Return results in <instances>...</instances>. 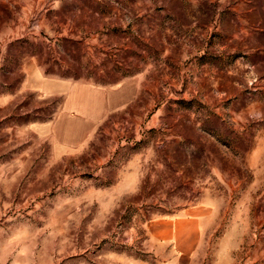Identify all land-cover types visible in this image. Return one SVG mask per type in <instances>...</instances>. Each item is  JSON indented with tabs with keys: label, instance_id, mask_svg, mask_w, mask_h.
Listing matches in <instances>:
<instances>
[{
	"label": "rangeland",
	"instance_id": "obj_1",
	"mask_svg": "<svg viewBox=\"0 0 264 264\" xmlns=\"http://www.w3.org/2000/svg\"><path fill=\"white\" fill-rule=\"evenodd\" d=\"M0 264H264V0H0Z\"/></svg>",
	"mask_w": 264,
	"mask_h": 264
},
{
	"label": "crops",
	"instance_id": "obj_2",
	"mask_svg": "<svg viewBox=\"0 0 264 264\" xmlns=\"http://www.w3.org/2000/svg\"><path fill=\"white\" fill-rule=\"evenodd\" d=\"M175 235H177V234H175Z\"/></svg>",
	"mask_w": 264,
	"mask_h": 264
}]
</instances>
